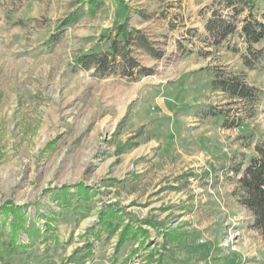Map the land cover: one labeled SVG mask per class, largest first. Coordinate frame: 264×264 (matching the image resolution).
<instances>
[{"label": "rangeland", "instance_id": "374dc122", "mask_svg": "<svg viewBox=\"0 0 264 264\" xmlns=\"http://www.w3.org/2000/svg\"><path fill=\"white\" fill-rule=\"evenodd\" d=\"M220 1L0 0V245L24 224L9 264H264L238 201L264 143V39L250 69L242 32L264 0ZM123 24L162 53L130 43L152 75L78 64ZM231 76L261 95L213 89Z\"/></svg>", "mask_w": 264, "mask_h": 264}, {"label": "trees", "instance_id": "16d2710c", "mask_svg": "<svg viewBox=\"0 0 264 264\" xmlns=\"http://www.w3.org/2000/svg\"><path fill=\"white\" fill-rule=\"evenodd\" d=\"M243 0H221V3H224L227 8L234 7L237 9V5ZM95 5L92 4V7ZM96 7V6H95ZM93 9V8H92ZM264 17V12H263ZM68 26L72 25V21L69 20ZM222 21V26H223ZM126 24L121 25V33L124 36L123 44L114 40L111 45L110 52L107 53H92L85 54V56L81 57L78 60V64L82 66L84 69H90L93 66L98 67L102 72H106L110 69H113L117 63L118 57H122L126 64L130 66L132 69L137 70V73L131 72L130 76L133 78L144 77L153 74V70L150 68L143 67L139 64V62L131 56V50L129 48L130 43L132 41H136L138 45L146 50L149 54L153 55L156 58L162 57V53L154 50L150 40L146 35H142L141 31L134 30L135 35L129 34L126 28ZM223 33L228 34L232 29L231 26H223ZM215 29L213 24L208 25V30L211 31ZM242 32L246 38V42L248 44V52L252 54L253 58L248 59L245 58L246 65L250 69H255V62H257L260 57L262 50H256L252 47L253 44H258L262 39H264V24L262 22H256L251 19H248L242 28ZM212 87L214 90L224 91L230 94L231 97L239 98V99H253L255 100L261 95V91L255 87H252L245 84L242 78L237 76H231L228 78H217L212 82ZM214 113V112H212ZM216 115V114H213ZM257 156L252 157L249 161L248 167L244 171H239V179H238V193L240 195L239 202L242 206L246 207L249 212L253 215V228L258 230L260 235L264 240V143L258 144L255 147ZM16 214V212H15ZM15 223L13 222L11 225V229H13V234L11 235V240L9 242V246L1 244L0 248V264H9L8 259L6 257L9 254H13L17 247L15 244V240L18 237V228L23 224V220L20 218V214H17ZM21 220V221H20ZM106 219L103 220L102 225H105ZM108 226L112 225L108 223ZM35 225L32 227L26 228L27 232L40 233V229L35 230ZM108 228V227H107ZM114 228L112 227V232ZM35 230V231H34ZM129 232V226H127L123 233L120 236L121 243L124 242V236ZM3 248V249H2Z\"/></svg>", "mask_w": 264, "mask_h": 264}]
</instances>
